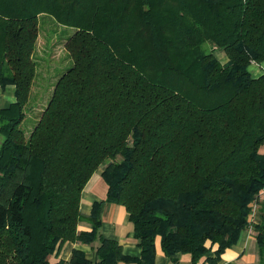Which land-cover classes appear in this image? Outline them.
Listing matches in <instances>:
<instances>
[{
	"label": "trees",
	"instance_id": "1",
	"mask_svg": "<svg viewBox=\"0 0 264 264\" xmlns=\"http://www.w3.org/2000/svg\"><path fill=\"white\" fill-rule=\"evenodd\" d=\"M43 14L75 30L72 65L35 100ZM253 64H264V0H0V85L16 95L0 109V264H49L63 243L93 242L97 208L92 231L78 223L100 167L139 264H154L158 240L193 264L217 246L215 264L251 223L264 264V68ZM100 240V263L134 260ZM85 263L76 251L71 264Z\"/></svg>",
	"mask_w": 264,
	"mask_h": 264
},
{
	"label": "crops",
	"instance_id": "2",
	"mask_svg": "<svg viewBox=\"0 0 264 264\" xmlns=\"http://www.w3.org/2000/svg\"><path fill=\"white\" fill-rule=\"evenodd\" d=\"M227 60V57H226ZM258 66V65H257ZM263 69L258 66L254 75H260ZM16 101L15 86L0 85V109L9 107ZM5 139L0 126V148ZM109 186L103 175V168L100 167L91 176L85 185L80 202V212L82 219L78 223V231H92L93 222L91 220L94 210L97 208L100 227L98 237L90 243L80 240L67 241L63 243L55 253L52 254L49 264H71V260L76 251L83 254L87 260L85 264H102L98 254V247L101 243L100 236L117 240L122 246L123 253L134 259L132 261H121L119 264H139L137 259L141 256V248L134 236V224L128 217L124 206L109 202L107 200ZM217 246L203 256L197 264H211L208 258H214ZM235 262L237 264H262L260 255V245L256 235L252 230H245L239 241L226 248L219 261L215 264H226ZM154 264H193L190 253H179L175 256H167L161 248L160 241L157 242V253Z\"/></svg>",
	"mask_w": 264,
	"mask_h": 264
},
{
	"label": "rangeland",
	"instance_id": "3",
	"mask_svg": "<svg viewBox=\"0 0 264 264\" xmlns=\"http://www.w3.org/2000/svg\"><path fill=\"white\" fill-rule=\"evenodd\" d=\"M74 32L73 28L58 23L53 16L43 14L39 17V38L35 55L39 64L35 91H39V94L35 97V100L39 99L42 93V89L38 88V84L47 89L48 83H51L57 75L65 72L72 65V59L65 48V43ZM218 56L223 62L226 61V56L221 53H218ZM258 66L264 68V64ZM258 66L255 64L250 66L253 74H255ZM35 100L26 107L28 117L22 123V129L26 133H29L32 124L35 123L30 118L33 114L30 111ZM262 152L264 153V146L262 147Z\"/></svg>",
	"mask_w": 264,
	"mask_h": 264
},
{
	"label": "built area",
	"instance_id": "4",
	"mask_svg": "<svg viewBox=\"0 0 264 264\" xmlns=\"http://www.w3.org/2000/svg\"><path fill=\"white\" fill-rule=\"evenodd\" d=\"M262 194H264V189L262 190V192H261ZM256 211H257V205L255 204L254 205V208H253V211H252V221H254V219H255V217H256ZM252 228H253V225H252V223L249 225V229L248 230H252Z\"/></svg>",
	"mask_w": 264,
	"mask_h": 264
}]
</instances>
